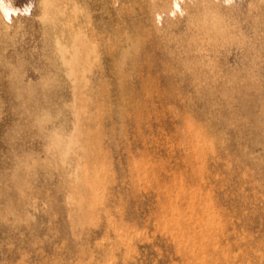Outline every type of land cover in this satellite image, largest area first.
Masks as SVG:
<instances>
[{
    "label": "rangeland",
    "instance_id": "1",
    "mask_svg": "<svg viewBox=\"0 0 264 264\" xmlns=\"http://www.w3.org/2000/svg\"><path fill=\"white\" fill-rule=\"evenodd\" d=\"M0 264H264V0H0Z\"/></svg>",
    "mask_w": 264,
    "mask_h": 264
}]
</instances>
